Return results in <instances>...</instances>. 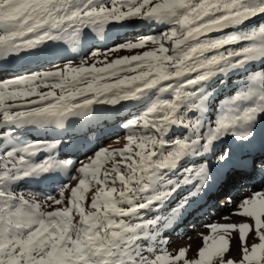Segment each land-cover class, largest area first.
<instances>
[{
  "label": "snow or ice",
  "instance_id": "1",
  "mask_svg": "<svg viewBox=\"0 0 264 264\" xmlns=\"http://www.w3.org/2000/svg\"><path fill=\"white\" fill-rule=\"evenodd\" d=\"M261 14L264 0H0V61L5 62L61 41L75 50L85 29L103 40L109 24L123 26L143 20L168 25L158 35L103 50L107 56L121 49L156 46L142 55L123 56L103 67L95 63L85 66L87 60L81 56L76 67L69 61L63 69L0 80V128L5 129L2 138L6 140L0 145V264H179L181 260L184 264H213L214 258L216 264H237L225 257L232 232L240 242L238 264H264V192L244 197L233 213L254 219L259 242L250 248L246 238L252 225L242 220L210 225L214 233L219 230L223 235L218 240L205 237L212 243L199 251V259H184V249L169 256L160 247L167 243L160 238V230L170 219H145L149 211H159L181 186L199 181L198 194L210 178L205 162L199 168L185 169L183 179H170L169 173L182 158L207 153L215 141L227 135L241 141L253 136L254 122L264 113V71L252 75L238 94L226 100L215 126L203 133L201 119L189 113L203 110L211 79L264 58V27L250 33L212 35ZM101 54L92 50L89 56ZM41 85L52 90L40 92ZM28 97L36 99L26 100ZM126 102L139 106L140 113L122 125L129 135L127 148L118 153L121 162L100 179L104 162L117 153L96 150L88 158L90 163L77 169L83 178L71 191L70 207L43 210L50 206L49 201L63 203L67 185L58 191L60 199L48 195L42 202L38 193L29 192L26 198L24 192L14 190L13 185L24 177L73 165L71 160L57 162L51 157L33 163V155L51 152L57 145L25 141L18 136L19 129L28 125L63 129L70 119L91 117L94 110L100 111L99 106L115 109ZM173 127H187L192 135L170 141L166 137ZM229 156L228 152L218 155L216 163H226ZM239 163L264 172V159ZM110 180L112 186L108 187ZM92 181L100 187L86 211L84 193ZM232 203L229 197L227 204ZM185 206L186 201L172 212Z\"/></svg>",
  "mask_w": 264,
  "mask_h": 264
},
{
  "label": "rangeland",
  "instance_id": "2",
  "mask_svg": "<svg viewBox=\"0 0 264 264\" xmlns=\"http://www.w3.org/2000/svg\"><path fill=\"white\" fill-rule=\"evenodd\" d=\"M108 6L110 7L111 5H108ZM122 10H126V9H122ZM250 23H256V24L251 28V30L243 31L244 33L254 32V31L260 29L261 27H264V14H261V15H258V16H255V17L249 19L247 21V23H245V24L247 25ZM240 25L243 26L244 24H240ZM164 26H165L164 24H157L155 22H146L143 20L128 21L123 26L109 24L106 28V31H105V39H103V40H100L96 36L95 33L91 32L90 29H85L84 34H86V35L83 34L84 35L83 38H85V37L89 38V39H87V42H89V44H90L87 51L83 52L81 55H78L76 57H69V58H64V59L58 57L60 52L57 54H53V56L47 55L45 57V60L52 61L54 58H57L60 61L48 63V65H44V66H41L43 64V63H41L40 65H36L39 67H36L34 69L33 68L32 69L29 68L30 70L25 69L23 71V73H21L20 75H23L25 73L36 72V71L63 69L64 65L66 63H68L69 61L72 62L73 67H76L79 64V59L81 56H83L87 60V64L85 66H91L93 63H95L97 67H103L105 63L112 62L115 59L121 58L123 56H131V55H137V54L142 55L146 51L153 50L156 46L152 45V44H148L144 48H141V49H131V50L121 49V50L116 51V52L108 53L107 56H105L103 54V50L106 48H110L113 45L123 43L125 41L135 42L140 37H149V36H153V35H158L161 32L167 30L166 29L167 27L164 28ZM234 27H236V26H234ZM234 27H230L228 29H233ZM159 31H161V32H159ZM229 31L230 30H228L227 32H224V33H218L214 37H219V36L230 34V33H238V30H232L230 32ZM157 32H159V33H157ZM90 37H92V39ZM97 40H100L101 45H98L95 42ZM93 42H95V43H93ZM166 46L170 47V45H166ZM236 47H239V45H237ZM42 50H44V49H42ZM92 50H99L102 54L97 56V57H91V56H89V53ZM40 60L41 59H39V61ZM261 71H264V58L249 62L245 65L244 68H238L235 70H231L227 74L221 75V78H225L226 81H225V84L223 85L224 88L223 89L221 88L222 89L221 92L216 97V102L213 104L211 101V102H209V107H205V103L207 101V98H205L204 109L205 108L206 109H205V112H203L204 114L202 113L203 110L199 113L196 111L189 113V115L191 117L201 119V123L203 125V127L201 128V133L206 131L208 126H215L216 121L220 118L221 108L224 106L226 100L230 99L234 95L238 94V92L241 91L245 87L246 82L252 80V75L259 73ZM134 74H136V73H122V75H134ZM20 75H17V76H20ZM17 76H13V77H17ZM11 77L12 76H10V77L3 76L0 78V80H2L4 78H11ZM214 78H215L214 79L215 82L217 79L218 80L220 79L217 76ZM233 78H237L238 80L236 79L235 81H233L232 80ZM104 82H113V80H106ZM213 83L208 84L209 89L213 85ZM256 84H259V79H257ZM37 90L40 92H48L52 89L50 87H45V86L41 85ZM55 91L57 92V94H59V89H56ZM206 91H208V90L206 89ZM207 95L208 96L210 95L209 92H207ZM165 98H170V97H168L166 95ZM31 99H36V97L26 98V100H31ZM9 103H11V102H9ZM245 103H247V102H245ZM99 108L101 111L100 114H103V116L105 118H107V117L109 119L112 118V115L110 114L112 108L110 106H99ZM117 109H118L117 112L120 115L116 118L118 120L124 121V123H126L128 120L132 119L134 116L139 115V113H140V107L134 105L133 102H126L123 106H116V108L114 110H117ZM100 111L94 110L93 113H95V115L97 116V113H99ZM105 115H108V116H105ZM263 115H264V113H260L258 115L256 121L254 122V126L258 122H261L263 120ZM98 117H99V115H98ZM2 119H3V116H2V114H0V120H2ZM98 120H99V118H98ZM72 122H73V120H71V121L69 120L63 129H57V128H54L51 126H43V128L44 127H49V128L51 127L52 128L51 134H54V135L55 134L64 135L65 132H70V136H71L73 131L80 129V128H78L79 125H77L75 123L72 124ZM123 124H120L121 126L119 127V129L116 133H113L111 136H108L104 139H101L96 146L87 148L86 150L82 151L81 153H79L75 157L70 158V160L73 162L72 169L74 172V179L71 180L70 182H63L60 185L58 184L59 186L67 185V188L64 191L63 203L60 205H56V204L52 203L51 201H49L48 204L50 206L46 205L43 210L54 211L57 208H64V207H70L71 206V204H70L71 191H72V189H75L79 186V180L81 178H83L82 174L79 173L77 171V169L79 167H81L83 164L90 163L88 158L90 156H94L95 151L98 150L99 148H107L109 150V152L117 153V155L115 156L114 159H109V160L104 162V164L101 168L100 179H103V173L106 170H111L117 162H121L122 158L118 155V153H119V151L127 148V146H128L127 137L129 135V130L125 129L122 126ZM28 126H33V127H37L39 129H41L39 126H36V125H28ZM28 126H25L23 128H27ZM37 128H34L35 131L38 130ZM24 130H26V129H24ZM4 132H5V130L0 128V134L2 136H3ZM253 132H254V130H253ZM25 134H27L29 136L32 135L28 131L24 132V135ZM190 135H192V133H191L190 129H188L187 127H178V128L173 127L168 132L166 139L171 141V140H176V139H182V138L190 136ZM2 136H0V139L2 138ZM32 136H35V135H32ZM230 137H234V136L233 135H227V136L223 137L222 139L215 141L213 143L211 149H210L213 153H211L209 150L207 153H204L201 155H191V154L186 155L184 158H182L178 162V166L173 171H171L169 173V178L170 179H183L184 175H186V173L184 171L185 169L199 168L205 162L207 163L209 172L212 169L222 168L225 165H228V161L222 165L217 164L216 158L218 155L222 154L221 152H222L224 146H226V144H227L226 141L229 143ZM40 139L41 138L35 139V140H40ZM5 142H6V140L1 142L0 145L5 144ZM216 149L218 150L217 153H215ZM137 150L138 149L133 148V151H137ZM64 161H67V160H64ZM57 162H58V160H57ZM188 164H190V165L188 166ZM122 172H123V167H122ZM115 175H116L115 173H112V177H115ZM197 183H199V181L181 186L173 194V196L159 209V211H149L147 213V215L145 216V219L146 220L147 219H154L157 216L168 217L169 219L172 218L174 216V213L172 212V210H173L172 206L176 202H178V200H181L183 198V196H185L187 194L186 192L193 191V193H196L195 190H196ZM111 186H112V184H111V180H110L108 187H111ZM116 186L119 187L118 180H117ZM98 187H100V186H97L95 184V181H92L90 183L87 191H85V193H84L85 200H84L83 206L85 207L86 211L90 208V205L92 203V198L96 194ZM17 192H24L26 195V198H28L27 193L35 192V191L34 190L33 191L28 190L27 191V190H20L19 189ZM54 195L56 196L57 199H60L59 192L55 193ZM45 198H46V196L39 195L38 200H40L42 202V201H44ZM226 207H228V206H226ZM73 215H74L76 220L79 219L78 215H76L75 212L73 213ZM224 218L221 221H223ZM247 221L252 225L251 218H247ZM219 224H224V223H219ZM254 228H255V225H252V228H251V230H250V232L246 238V242H247V245L249 246V248L254 243L259 242L258 237L255 235V229ZM208 229L209 228L203 230V231H206L205 232L206 234L201 233V237L204 234V236L201 238L202 241L200 240L201 242L200 241L198 242L197 240H193L192 236H190V234L192 235L194 232H190L188 230H183L182 234H179V235H177L176 233L175 234H169L167 237H166V235H164V238H165L164 240H166L167 242H169L171 244V246L169 247L170 248L169 253L172 254L173 256H175L178 254L179 250L184 249V250H186V259L187 260L199 259V251L203 247H205L207 245H211V243H212V239H209L206 241L205 237H211L213 239L218 240L219 237L221 235H223V233L220 232L219 230H217V232L214 233L212 231L211 227L209 230ZM165 230L166 229L161 228L160 231H161V233H164ZM207 233H208V235H207ZM232 233L230 235V244L234 243V241L236 239L235 235L237 234L236 232L233 234ZM194 234H197V233H194ZM178 238L179 239L184 238L186 240L185 243L184 244L177 243ZM241 256H242V253H241L240 249H238V248L229 249V252L225 254L226 258L234 259L235 261H237V264H238L239 260L241 259ZM215 262L216 261L214 258L213 264H216Z\"/></svg>",
  "mask_w": 264,
  "mask_h": 264
},
{
  "label": "bare ground",
  "instance_id": "3",
  "mask_svg": "<svg viewBox=\"0 0 264 264\" xmlns=\"http://www.w3.org/2000/svg\"><path fill=\"white\" fill-rule=\"evenodd\" d=\"M84 35H86V34H84ZM84 35H83V37H84ZM83 37L81 39V45L83 46L82 50H85L86 49L85 48L86 45L89 47L90 44H89V42H87V39H89V38H87V37L83 38ZM90 38L92 39V37H90ZM95 42L97 44L101 45L100 40H97ZM95 42H93V43H95ZM70 46H71L70 43H65V42H62L61 41V42L56 43L55 45H53V44L50 43L47 46V48H44V50L41 49L38 52L37 51H34L31 54V56H25L22 53L20 55V58L19 59L22 60V61H25L26 60L25 62L27 63V65H24L23 63H25V62H23L21 64L16 63V66H15L13 64V61L15 59H12V58H10V62L0 61V69L4 68L6 70L5 72L4 71L0 72V78L3 77V76H6V77L12 76L13 77V76L20 75L21 73H23V71L25 69H29V68L30 69H32V68L34 69L36 67H39V66H36V65H40L41 63H43L41 66H44V65H48V63H53L55 61H60L57 58H54L52 61L45 60V57L47 55L53 56V54H57V53L60 52L59 55H58V57L64 59V58H69V57H76L77 55L80 54V52H78V50L80 49V47L77 48V49H75V50H73V47L72 46L70 47ZM37 56L40 57V59H41L40 61L37 60V59H34V57H37ZM31 63H33V64L30 65ZM17 66H19V67H17ZM39 127L41 129H39L37 127H33V126H28L27 128L19 129L18 130V136L21 139H23L25 141H28V142H32V141H44V139H45V141L46 140H54L56 138V136L47 137L45 135V132L48 130L49 127H44V128L41 127V126H39ZM34 128H37L40 132H35V129ZM24 129H26V130H24ZM253 130H254V132H253L254 134H253V136L251 137L250 140H247V141H241V140H239V141H241L242 143L243 142H245V143H248L249 142V143L253 144L254 146L257 145V147L254 150L257 153H260V154H258L259 156H263L264 157V136H262V135H264V115H263V120L261 122H258L255 126L253 125ZM27 131L30 134L35 135V136H32V135L29 136L27 134L24 135V132H27ZM0 136H2V135L0 134ZM39 138H41V139L40 140H35V139H39ZM4 140L5 139L1 138L0 139V143L3 142ZM229 142L232 145H235V143L237 142V140L234 139L233 137H230ZM226 143H228V142L226 141ZM39 152L40 153H43L41 157L45 156V154L46 155H51L52 154L51 152L43 151V150L42 151H39ZM236 167H237V164L235 163V159H232V161L229 162L228 165H225L222 168L212 169L210 171V178L209 179L212 178L215 181L218 180L219 178L224 179L225 177H228L229 175H231L232 172H233V170ZM56 169H58V167ZM58 172H62V171H58ZM222 186H223V182H221L217 187H215V189L216 190H221V187ZM13 188H16L15 187V184L13 185ZM209 189H210V187H209ZM206 190H208V186H207ZM258 192H264V173H262V175L259 176L256 179L254 188L252 189V192H250V193H240L239 190H237L236 188H234V193H237L234 197L233 196H229L230 194L229 195H226V198H225V201L226 202L223 205L219 206V209H216V210H220L221 211L220 214H212L211 213V210L209 209L207 211H204L203 213L195 214L192 219H191V217L189 215H187L185 217V220L187 221L188 219H190L189 223H194L193 226L188 227V230L190 232H194V233H197L198 234L197 235V234H194L193 233L191 235L189 233L190 236H192V239L193 240H197L198 242L200 240L202 241L201 238L204 236V234L201 237V233H205L206 232V231H203L204 229H207V228L210 229V225H212V224H219V223H224V224H226V223H239L242 220L248 222L247 221V218H243L240 215H234L233 213L237 211L236 205H238L244 197H246V196H249L250 197L254 193H258ZM195 197H196V195L191 196L190 197V200H193ZM229 197H231L232 198V201H233V203L231 205L227 204V199ZM201 199L202 198L199 197V199H198L199 203L201 202ZM202 205H203V202H202ZM226 206H228V207H226ZM198 208H200V206L194 207L190 211V214H193L196 210H198ZM223 218H224V220L221 221ZM179 219L181 220V219H183V217H181ZM251 223H252V225H255L253 218H251ZM178 227H179V225L176 227V229ZM164 233H168V232L165 231ZM233 233H235V232H233ZM207 235H208V233H207ZM235 236H236V239H235L234 243L230 244V249H236V248L240 249V242H239L238 234H236Z\"/></svg>",
  "mask_w": 264,
  "mask_h": 264
},
{
  "label": "trees",
  "instance_id": "4",
  "mask_svg": "<svg viewBox=\"0 0 264 264\" xmlns=\"http://www.w3.org/2000/svg\"><path fill=\"white\" fill-rule=\"evenodd\" d=\"M248 21V20H247ZM247 21H245L244 23H242V24H244L243 26H241V25H238V26H236V27H234L233 29H226V30H224V32H227L228 30H230V31H232V30H238V33H240V32H243V31H245V30H251V28L256 24V23H250V24H245V23H247ZM165 27H167L168 28V25H165L164 26V28ZM166 28V29H167ZM165 30V29H164ZM163 31V30H162ZM229 31V32H230ZM159 32H161V31H159ZM159 32H157V33H159ZM224 32H221V33H224ZM216 34H218V33H213L212 35L213 36H215ZM218 78H220L219 80L217 79L216 80V82H215V78H213V79H211L208 83H207V85H206V89L208 90L207 92H209V94H210V97H209V100L210 101H212V103L214 104L215 102H216V97L218 96V94L221 92V90L223 89V85L221 86L220 84H221V81L222 80H225V78H221V75H218L217 76ZM214 82V83H213ZM211 83H213V85L210 87V89H209V86H208V84H211ZM222 88V89H221ZM190 164H188V166H189Z\"/></svg>",
  "mask_w": 264,
  "mask_h": 264
}]
</instances>
